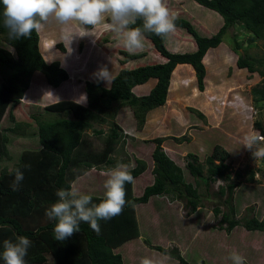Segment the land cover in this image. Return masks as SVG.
Returning a JSON list of instances; mask_svg holds the SVG:
<instances>
[{"label": "rangeland", "instance_id": "rangeland-1", "mask_svg": "<svg viewBox=\"0 0 264 264\" xmlns=\"http://www.w3.org/2000/svg\"><path fill=\"white\" fill-rule=\"evenodd\" d=\"M164 3L172 15H187L193 18L206 33L216 34L224 25L220 14L195 0H164ZM109 23V18L105 16L85 35L75 21L61 25L54 18H50L40 30L39 50L42 56L49 64L59 62L69 78L56 89L57 87L47 83L42 72L34 73L22 103L13 109L18 121L31 123L33 132L29 130L26 135H10L9 148L13 159L1 163V168H12L21 152L40 147L39 135L34 132L37 127H34L33 112H42L45 107L61 100H73L86 106V83L101 79L97 75L99 69L107 67L110 73L109 81L101 80L105 87H110L112 78L125 67L120 65L119 61L124 59L122 51L127 49L122 44V36L113 32L108 26ZM96 33L99 35L96 36ZM43 35L54 38L53 42L43 41ZM235 36L242 43L246 56H249V60L253 61L258 70L251 72L238 66V59L244 52L234 49ZM193 44L192 37L179 29L171 32L167 41L171 51L181 53L194 50L196 44ZM0 46L7 47L1 40ZM10 50L15 53L13 49ZM138 51L145 56L138 61L130 60L126 68L165 61L145 40L144 47ZM203 61L206 68L204 90L199 89L195 71L187 68L190 66H182L178 72L180 76L175 73L174 79L172 77L166 105L155 109L158 121L154 118L141 126L128 107L121 108L115 119L111 118L113 111L108 110L103 114L107 122L94 123V129L103 130L105 134L96 135L93 129L86 131L81 145L82 152L86 156L102 154L107 146V134L114 123L119 124L124 134L110 154L113 159L134 166L136 159L147 163V170L134 179L132 185L133 195L141 196L144 188L155 179L152 158L156 147L155 139L164 140L163 150L183 168L186 181L193 184L196 180L188 172L187 163L196 158L207 175L205 160L218 146L229 154L227 163L231 167V179L239 182L234 199L237 219L244 220L253 216L264 219V159L254 160L251 152L242 146L243 137L253 130L263 135L264 101L254 100L252 90L264 83V38H256L248 29L237 25L229 29L219 47L208 51ZM188 71L192 72L191 76H187ZM0 74L8 75L9 71L0 67ZM182 74L189 79L182 77ZM155 82V79H151L146 84L137 86L133 90L134 94H148ZM112 107H118V104L114 103ZM200 114L203 117H200ZM8 116L6 114L3 118L2 129L13 126ZM43 116L46 121L70 117L67 114L52 112ZM84 168L82 165L80 172L76 168L69 170V182L72 178L77 180L79 176L81 178L77 180L76 186L81 192L100 193V190L104 189L106 177L102 176L99 170L84 175ZM251 171L255 172L254 183L248 182ZM237 172L241 174L240 178H236ZM225 184V181L219 180L207 188L201 183L199 194L202 200L196 212L186 207V201H180L173 194L156 196L147 205L137 206L133 218L137 220L139 236L120 249L125 262L140 264L141 259L147 257L154 260L155 264H180L154 249L156 246H162L167 251L178 248L191 264H201L203 260L207 264H232L228 257L233 252L244 256L248 264L264 263V238L261 239V233L257 234L256 231H248L238 226L228 235L218 226L221 215L214 214V208L226 197L221 199L215 195L220 190L219 186ZM220 208L222 212L227 211L226 206L220 205ZM127 215V220L132 218V214ZM146 241H149L152 247L148 246ZM49 264H55L53 257Z\"/></svg>", "mask_w": 264, "mask_h": 264}, {"label": "trees", "instance_id": "trees-1", "mask_svg": "<svg viewBox=\"0 0 264 264\" xmlns=\"http://www.w3.org/2000/svg\"><path fill=\"white\" fill-rule=\"evenodd\" d=\"M195 1L220 14L224 25L218 33L210 34L198 26L193 18L174 14L176 29L185 31L192 37L196 44L194 50L183 53L171 51L167 46L171 33L161 37L146 32L145 40H149L157 52L164 57V62L126 68L130 60L138 61L145 54L122 51L125 57L119 62L125 67L113 78L110 87H105L101 79L86 83L88 101L86 106L72 100H61L45 107L42 112L32 113L34 127H37L34 132L39 135L40 147L21 152L12 168L0 167V226H6L0 227V244L5 239L14 240L19 235L27 236L32 241L26 257L28 264H49L52 257L55 264H125L122 254L116 253L114 249L138 238L137 220L133 218L137 206L147 205L156 196L173 194L180 201H186V207L196 212L202 200L199 194L201 183L209 188L212 183H217L219 180L225 181L226 184L219 186L220 190L215 196L221 199L226 197L220 201V205L226 206L227 211L222 212L220 205L214 208V214L221 215L218 226L228 235H231L238 226L248 231L264 233V219L260 220L253 216L239 220L236 217L234 199L239 182L231 179L227 151L218 146L214 148L212 154L205 160L207 175L196 158L188 162L186 168L196 180L193 184L186 181L183 168L163 150L164 140L161 138L154 140L156 147L152 153L155 177L153 183L144 188L141 196L133 195V182L127 183L125 185L127 202L123 211L111 220L100 221L99 233L82 223L80 232L66 241L59 242L53 236L54 223L45 216V210L57 199L56 191L69 186V170L79 169L82 165L87 170L93 165L111 167L117 162L128 163L113 159L111 155L115 150L114 146L124 134L122 127L117 123H114L110 133L107 134V146L102 154L86 156L82 152L81 145L86 131L93 129L96 135L105 134L103 130L94 129V123L107 122V118L103 116L106 111H113L111 118L115 119L121 108L128 107L142 126L149 112L166 105L172 75L179 64L192 65L199 89L202 91L206 76L204 57L209 50L222 44L230 28L240 25L248 29L256 38H264V0ZM2 19L0 16V40L7 47L0 46V67L7 69L9 74H0V164L13 159L9 148L10 135H26L29 130L33 132L31 123L18 121L13 109L22 103L34 73L42 72L46 76L47 83L57 88L69 78L67 71L59 62L50 64L46 62L39 50L38 32L34 31L26 39L11 40ZM141 25L142 20H137L136 24L131 26ZM87 27L90 29L92 26ZM234 43V49L244 52L238 59V66L247 68L251 72L258 70L254 67L253 61L249 60V56H246L245 50L242 49L243 45L236 36ZM10 49L15 53L13 54ZM151 79H155L156 84L150 92L136 96L133 90ZM252 95L254 100L263 102L264 83L254 87ZM114 103H117L118 107L113 108ZM50 112L67 114L70 117L46 121L43 115ZM6 114L9 115L13 126L2 129L1 124ZM200 117L203 115L200 114ZM262 134L264 135V130ZM16 168L24 172L25 178L18 187L13 188ZM146 170L147 163L141 159H136V166L130 168L134 179L140 177ZM240 177L241 174L237 172L236 178ZM255 181V172L251 171L248 182ZM100 191L89 194L94 203H99L103 198L104 189ZM128 213L132 214L129 220L125 218ZM146 242L152 247L149 241ZM154 249L177 260L180 264H191L178 248L167 251L162 246H156ZM201 264L207 262L203 260Z\"/></svg>", "mask_w": 264, "mask_h": 264}, {"label": "clouds", "instance_id": "clouds-1", "mask_svg": "<svg viewBox=\"0 0 264 264\" xmlns=\"http://www.w3.org/2000/svg\"><path fill=\"white\" fill-rule=\"evenodd\" d=\"M0 16L3 26L8 29L9 39L16 41L29 38L34 31L43 29L50 18L61 25L75 21L86 35L90 31L87 26H95L107 16L109 28L122 36V44L129 52L144 47L146 32L164 37L176 29L175 16L164 0H0ZM137 20H142V25L132 27ZM97 75L109 81L107 67L100 68ZM262 141L264 135L253 130L243 137L242 146L251 152L254 160L264 159ZM132 167L131 163L117 162L111 167L93 165L84 172L88 175L99 170L106 177L104 196L99 203H94L92 196L77 188L79 176L68 187L59 188L55 193L56 201L45 210L47 219L54 223V239L59 242L68 240L81 231L82 223L99 233L100 221L118 216L127 202L125 185L134 180L130 171ZM24 178V172L16 168L13 188L18 187ZM31 245L32 241L23 235L16 236L14 240L5 239L0 244V262L28 264L26 257ZM228 259L232 264H246V258L236 252L231 253ZM140 264H155V261L145 257Z\"/></svg>", "mask_w": 264, "mask_h": 264}, {"label": "crops", "instance_id": "crops-1", "mask_svg": "<svg viewBox=\"0 0 264 264\" xmlns=\"http://www.w3.org/2000/svg\"><path fill=\"white\" fill-rule=\"evenodd\" d=\"M223 22H224V20H223ZM91 29V28H90ZM38 33H39V35H40V31H38ZM99 34H100V32H99ZM99 34H97L96 33V36H98ZM43 38H44V40L43 41H47L48 43H51V42H53L52 40H54V38H52V37H47V36H45V35H43ZM94 40L96 39V38H93ZM145 41H147V42H149L150 43V41L149 40H145ZM46 42V43H47ZM151 44V43H150ZM195 44V43H194ZM194 44H193V46H194ZM50 45V44H49ZM51 46V45H50ZM151 46H152V44H151ZM47 47H48V45H47ZM153 47V46H152ZM154 48V47H153ZM194 48H196V45H195V47ZM156 50V49H155ZM157 51V50H156ZM136 52H139L138 50L137 51H135L134 53H136ZM159 53V52H158ZM207 55V54H206ZM165 60V59H164ZM182 66H184V67H186V66H190V67H192V65H190V64H179L177 67H176V69H175V71L173 72V75H172V77H173V79H174V74L175 73H178L180 70H181V68H182ZM190 67H187V68H189V70H192L193 69V67L192 68H190ZM194 70V69H193ZM179 74V73H178ZM191 74H192V72L191 71H188V74H187V76L189 75V76H191ZM34 76V75H33ZM116 76V75H115ZM114 76V77H115ZM179 76H180V74H179ZM113 77V78H114ZM182 77H185V78H187L186 77V75L185 74H182ZM33 78V77H32ZM113 78H112V80H113ZM185 78H183V79H185ZM173 79H171V83H172V80ZM187 79H189V78H187ZM155 84H156V82H155ZM154 84V85H155ZM142 86V85H141ZM153 86V85H152ZM59 88V87H58ZM58 88H56V89H58ZM152 89V88H151ZM150 89V90H151ZM38 92H37V94L39 95V93H40V89H38L37 90ZM150 92V91H149ZM74 93V92H73ZM164 107V106H163ZM161 108V107H160ZM159 108V109H160ZM158 110V109H157ZM157 110H152L151 112H149L148 113V115H147V118H146V121H149V120H153L154 118H155V120H157L158 121V119H159V117H156L155 115H156V111ZM161 119V118H160ZM147 124H148V122H147ZM154 124H156V122L154 123ZM257 217V216H256ZM258 218V217H257ZM260 220H262V219H260ZM255 233H257V234H260L261 233V239H263L264 237H262V235H264V233L263 232H260V231H256ZM124 246V245H123ZM123 246H121V247H117V248H115L114 249V251L117 253H120L119 251H120V249L123 247ZM264 254V253H263ZM123 256V260H124V255H122ZM124 263L125 264H130V263H127V262H125V260H124ZM262 264H264V263H262Z\"/></svg>", "mask_w": 264, "mask_h": 264}]
</instances>
